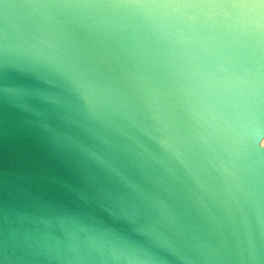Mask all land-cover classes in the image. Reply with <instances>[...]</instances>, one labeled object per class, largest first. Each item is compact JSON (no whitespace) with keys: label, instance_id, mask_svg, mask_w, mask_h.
Here are the masks:
<instances>
[{"label":"water","instance_id":"1","mask_svg":"<svg viewBox=\"0 0 264 264\" xmlns=\"http://www.w3.org/2000/svg\"><path fill=\"white\" fill-rule=\"evenodd\" d=\"M264 0H0V264H264Z\"/></svg>","mask_w":264,"mask_h":264},{"label":"clouds","instance_id":"2","mask_svg":"<svg viewBox=\"0 0 264 264\" xmlns=\"http://www.w3.org/2000/svg\"><path fill=\"white\" fill-rule=\"evenodd\" d=\"M254 134L260 137L259 143L262 148H264V130L256 129L254 130Z\"/></svg>","mask_w":264,"mask_h":264}]
</instances>
